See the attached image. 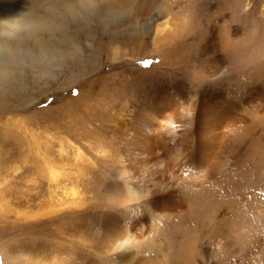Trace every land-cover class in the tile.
Masks as SVG:
<instances>
[{
	"label": "bare ground",
	"instance_id": "bare-ground-1",
	"mask_svg": "<svg viewBox=\"0 0 264 264\" xmlns=\"http://www.w3.org/2000/svg\"><path fill=\"white\" fill-rule=\"evenodd\" d=\"M204 1L194 0L196 4ZM159 18L152 30L149 55L132 57L130 64L143 67L144 59L155 54L162 59L161 66L169 65L176 71L188 54L183 50L184 44L192 39L186 35V38L181 37L185 42L176 41L179 38L177 22L186 23L189 18L185 15L179 19L170 14ZM152 21L154 24L155 20ZM198 22L200 30L194 36L191 55L208 82L197 90L183 81L153 83L140 95L139 101H130L114 111L113 116H108L107 122L112 121L110 125H100L105 132H114V153L101 150L102 157L91 161L90 157L83 158L84 151L77 146L78 161L90 162L89 165H94L92 169L96 165L103 166L114 174V179L104 183L103 191L106 199H116L120 204L115 212L107 211L108 223L102 238L95 242L101 245L102 254L137 257L140 259L137 264H157L155 259L161 249L156 243L159 235L170 244L172 228L183 238L187 231L184 227L198 222L231 231L224 237L225 241L217 242L220 253H224L227 246L241 250L247 247L253 252L258 248L257 237L263 234V229L261 234L253 226L255 219L264 226V189L253 191L247 199L248 209L235 208L221 190L229 187L238 192H252L264 181V83L254 80L243 84L232 67L235 60L244 56L264 57L261 50L264 46L258 44L259 40H264V31L233 26L234 16L231 21L210 23L202 15ZM220 28L225 34L220 35ZM173 43L176 47L168 49ZM131 71L130 75L125 72L123 75L129 85L133 80L142 84L151 79L142 75L146 72L142 68ZM91 97L90 93L83 97L85 107L90 105ZM96 115L100 118V111ZM101 118L99 121L105 122V116ZM58 148L61 156L68 151L62 141ZM235 156L241 158L238 163ZM46 168L49 182L63 184L74 199L82 194V181L91 182L95 178L87 174L86 180L81 178L85 174L80 162L79 169L72 173L63 169L62 164L53 165L50 160H46ZM117 194L118 198H123L117 199ZM51 204L53 202L47 201L48 206ZM72 209L74 215L87 210L81 204ZM47 213L45 221L51 223L58 218L62 220L68 212L50 209ZM114 213L117 218L111 215ZM226 252L223 264H232ZM259 262L264 264V255ZM256 263L254 260L253 264Z\"/></svg>",
	"mask_w": 264,
	"mask_h": 264
},
{
	"label": "rangeland",
	"instance_id": "rangeland-1",
	"mask_svg": "<svg viewBox=\"0 0 264 264\" xmlns=\"http://www.w3.org/2000/svg\"><path fill=\"white\" fill-rule=\"evenodd\" d=\"M42 2L43 0H0V18L16 16L29 3L38 5ZM194 3V0H141L143 7L139 14L143 16L142 27L129 34H119L117 42L104 50L99 64L88 76L67 87L66 91L42 95L36 87L24 93L0 88V264L139 262L137 257L122 258L113 253L102 254L101 245L95 244L102 238L108 223L107 211L115 212L120 202L116 203V199L113 201L104 196V183L114 179L112 170L100 165H96L94 170V165H89L90 162L78 161L77 146L84 151L83 158L90 157L91 161L95 157H102L101 150L107 149L110 154L114 153V132H105L100 125H110L112 121L107 122L108 116H113L114 111H119L130 101H139L140 95L153 83L183 81L197 90L200 85L208 82L207 76L200 68L197 69V63L191 55L194 51L193 39L200 30L198 21L202 15L210 23L217 20L231 21L234 16L238 25L232 22L233 26L256 28L260 33L264 31V0H205L201 4ZM164 14L176 15L179 19L185 15L189 18L186 23L177 22L179 38L176 39L183 43L186 35L192 38L183 47L188 53L187 57L177 66L176 71L169 65L161 66L162 59L155 54L144 59L146 64L143 67L142 64L140 67L132 66V57L149 55L152 30L159 23L158 18ZM152 20H155L154 24ZM4 28L5 25L0 23V33ZM219 31L220 35L225 34L224 29L220 28ZM258 44L264 46V40H259ZM174 46L176 44L173 43L168 49H173ZM261 50L264 52V48ZM232 67L243 84L251 81L264 83V57L260 58L255 54L244 56L235 60ZM139 68L146 70L142 75L151 76V79L142 84L137 80H133L132 85L127 84L123 75L128 76L131 69ZM135 75L133 74V78ZM89 93L93 100L85 107L83 97ZM99 111L100 118L96 115ZM101 114L105 116V122L102 123L99 121L103 117ZM61 141L66 143L68 150L64 156L58 150ZM235 159L238 163L241 158L235 156ZM46 160H50L55 166L62 164L67 172L77 170L80 162L84 167L83 175L85 174L81 178L86 180V174L95 175L94 181H82L81 199L70 196V191H66L63 184L58 186L49 182ZM106 166L109 168V165ZM85 168H89V171ZM90 169L94 170L93 173ZM105 173L106 176H103ZM261 189H264V181L252 189V192H238L229 187L221 192L235 208L244 206L248 209L250 202L247 199L253 195V191ZM118 194L117 199L123 198H118ZM47 201L53 204L48 206ZM83 203L85 204L82 205ZM80 204L87 210L76 216L72 208L79 207ZM50 209H63L68 213L62 220L58 218L47 223L45 220ZM111 215L118 217L116 213ZM262 224L255 219L253 227L261 234L263 229V234H258L257 237L256 251L247 247L241 250L235 246H227L225 252L229 254L228 261L232 264H253L256 260V264H261L259 260L264 255ZM214 227L201 222L194 226L187 225L184 227L187 231L183 238L172 228L169 231L170 244L164 236L159 235L156 243L161 249L157 252L155 261L157 264H223L225 252H219L217 242L224 240L231 231L215 227L216 230ZM24 254L28 257L23 256Z\"/></svg>",
	"mask_w": 264,
	"mask_h": 264
},
{
	"label": "clouds",
	"instance_id": "clouds-1",
	"mask_svg": "<svg viewBox=\"0 0 264 264\" xmlns=\"http://www.w3.org/2000/svg\"><path fill=\"white\" fill-rule=\"evenodd\" d=\"M142 7L141 0H43L0 18V88L66 91L88 76L119 34L142 27Z\"/></svg>",
	"mask_w": 264,
	"mask_h": 264
}]
</instances>
